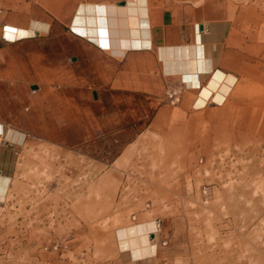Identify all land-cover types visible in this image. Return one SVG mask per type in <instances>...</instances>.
Listing matches in <instances>:
<instances>
[{"label":"rangeland","instance_id":"1","mask_svg":"<svg viewBox=\"0 0 264 264\" xmlns=\"http://www.w3.org/2000/svg\"><path fill=\"white\" fill-rule=\"evenodd\" d=\"M51 1L17 5L47 35L8 41L11 26L1 28V48L38 61L15 80L30 68L13 59L12 79L0 53V126L25 136L18 145L0 134L11 179L0 182V264H122L120 234L149 221L160 255L144 264H264V0H214L257 15V47L244 46L248 26L239 38L258 74L203 108L169 80L158 95L122 90L127 53L112 63L71 34L73 11L60 21Z\"/></svg>","mask_w":264,"mask_h":264},{"label":"crops","instance_id":"2","mask_svg":"<svg viewBox=\"0 0 264 264\" xmlns=\"http://www.w3.org/2000/svg\"><path fill=\"white\" fill-rule=\"evenodd\" d=\"M126 2L127 0H56L51 1L50 10H56L59 20L63 22L67 20L66 18L71 11H73V15L69 22L71 34L77 39L85 40L100 52H108L107 49L98 46L90 40L89 36L81 35L73 31V21L80 5H105V10L109 12V5H122ZM53 4H58V8L56 9ZM146 4L147 12L145 19L147 22L146 29L143 28L145 30L144 36L147 38L143 37V46L140 49L132 48L126 50L124 52V54L127 53L126 57L120 59L125 61L124 71L121 74V78H119V80L117 79L116 83L122 90L148 92L158 95L162 93L163 81L169 80L175 89L183 85L185 90L196 91L197 96L193 104L196 108L204 107L210 99L207 98L204 100L203 104L199 102L198 99L201 89L205 87L210 79L209 75H201V78L197 79V87L190 86L187 82L184 83L183 79V74L189 71L190 74L192 70L194 71V69H192V64L194 59L197 58L196 50H198L199 44L202 46L205 57L212 61V69L213 72H215L214 76L217 78H219L222 73L230 74L236 78L237 85L245 74L249 75L251 78L252 76L256 77L258 74V66L255 59H252L251 56H243L242 50H240L243 44L242 40L239 38L242 34V30H245V27L248 26L250 33H248L247 36L251 38L249 44H246L244 41V46H250L251 48L257 47L258 34L257 32H251L254 25L257 23L256 14L242 13L234 8H222L218 6V3L214 0L202 2L195 6L189 0H146ZM17 5L18 0H0V42L3 37L7 40L5 35L12 34L15 28H24V24H27V22L26 29L19 34H31L28 36L23 35L22 37L28 39L32 36L47 35L49 33V25L37 20L28 21V13H25L20 19L18 17ZM34 24L35 26H33ZM7 25L11 27L5 29L2 37L1 28L3 27L4 29ZM235 37H237V39H235ZM236 46H238L239 49H236ZM2 52L10 54L5 60L6 71L10 78L13 79L10 74L9 63L13 59L19 57L26 61V65L30 68L31 72L15 80H21L35 73V64L38 59L32 57L27 49L24 50L16 45H7L4 48L0 47V53ZM124 54L122 56H124ZM112 57V63H115L113 60L114 58H120ZM243 58L248 60L249 63L242 64ZM129 75L132 76V78ZM241 99L240 97L233 98L235 101ZM14 133L17 134L19 132L14 131ZM3 180L11 181V179L0 170V182ZM6 197L7 194L4 198V202H6ZM149 222L155 227V222ZM140 224L144 223L137 222L128 227H136ZM146 236L151 255H146L143 259L137 254L134 255L130 252L129 248L121 242L118 236L119 251L121 254H124L123 257L126 260L122 264H144L146 261H152L158 258L160 255V248L156 242L155 231H147Z\"/></svg>","mask_w":264,"mask_h":264},{"label":"bare ground","instance_id":"3","mask_svg":"<svg viewBox=\"0 0 264 264\" xmlns=\"http://www.w3.org/2000/svg\"><path fill=\"white\" fill-rule=\"evenodd\" d=\"M105 7V5H80L73 21L72 30L78 34L89 36L90 40L107 49L109 54L114 57H121L126 50L132 48L140 49L143 46L142 39L147 38L144 36L147 22L145 19L146 0H127L122 5H109V12L105 10ZM22 31V29L15 28L12 34H7L5 37L9 41H16ZM197 49V54L195 53L197 58L192 64L194 71L192 70L190 74V71L183 74L184 83L187 82L188 85L197 87V79L201 78V75H209L210 79L201 89L198 101L203 104L204 100L209 98L216 104L224 103L236 85V78L230 74H223L219 78L214 76L212 61L205 57L200 44ZM1 128L0 126V133H3ZM9 130L3 133L6 139L21 145L25 136L22 133L16 134ZM149 230H157L156 224L155 227L152 223L127 227L120 234L121 242L129 248L130 252L143 259L146 255H151L146 236Z\"/></svg>","mask_w":264,"mask_h":264},{"label":"water","instance_id":"4","mask_svg":"<svg viewBox=\"0 0 264 264\" xmlns=\"http://www.w3.org/2000/svg\"><path fill=\"white\" fill-rule=\"evenodd\" d=\"M37 89V86H32V90H36ZM94 98H96V95L93 94Z\"/></svg>","mask_w":264,"mask_h":264},{"label":"built area","instance_id":"5","mask_svg":"<svg viewBox=\"0 0 264 264\" xmlns=\"http://www.w3.org/2000/svg\"><path fill=\"white\" fill-rule=\"evenodd\" d=\"M156 227H157V230H158V228H159V225H156Z\"/></svg>","mask_w":264,"mask_h":264}]
</instances>
